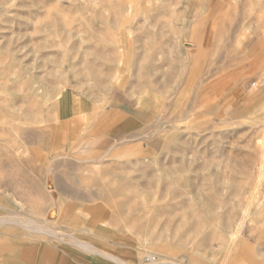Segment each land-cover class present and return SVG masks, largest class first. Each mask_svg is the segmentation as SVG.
<instances>
[{"label": "rangeland", "instance_id": "1", "mask_svg": "<svg viewBox=\"0 0 264 264\" xmlns=\"http://www.w3.org/2000/svg\"><path fill=\"white\" fill-rule=\"evenodd\" d=\"M101 252L264 264V0H0V264Z\"/></svg>", "mask_w": 264, "mask_h": 264}, {"label": "built area", "instance_id": "2", "mask_svg": "<svg viewBox=\"0 0 264 264\" xmlns=\"http://www.w3.org/2000/svg\"><path fill=\"white\" fill-rule=\"evenodd\" d=\"M159 259L155 254H146L142 259V264H158Z\"/></svg>", "mask_w": 264, "mask_h": 264}, {"label": "bare ground", "instance_id": "3", "mask_svg": "<svg viewBox=\"0 0 264 264\" xmlns=\"http://www.w3.org/2000/svg\"><path fill=\"white\" fill-rule=\"evenodd\" d=\"M239 228H240V226H239ZM238 229V228H237ZM94 250V249H93ZM100 254H102L103 256H105V257H107V258H109V259H112L114 262L116 261V262H119V263H121V262H123L120 258H118V257H116V256H113V255H110V254H107V253H105V252H101ZM118 263V264H119ZM122 264V263H121ZM123 264H126V263H123Z\"/></svg>", "mask_w": 264, "mask_h": 264}]
</instances>
